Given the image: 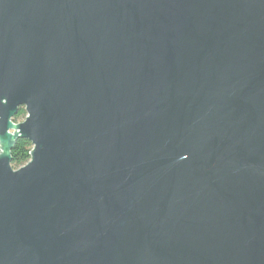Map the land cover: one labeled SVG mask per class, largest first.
Instances as JSON below:
<instances>
[{"label": "water", "instance_id": "1", "mask_svg": "<svg viewBox=\"0 0 264 264\" xmlns=\"http://www.w3.org/2000/svg\"><path fill=\"white\" fill-rule=\"evenodd\" d=\"M0 264H264V0H0Z\"/></svg>", "mask_w": 264, "mask_h": 264}, {"label": "trees", "instance_id": "2", "mask_svg": "<svg viewBox=\"0 0 264 264\" xmlns=\"http://www.w3.org/2000/svg\"><path fill=\"white\" fill-rule=\"evenodd\" d=\"M26 112L23 107H20L13 117L14 122H19L24 119ZM32 145L27 139H17L10 150L11 166L13 169H17L28 162L30 158V151Z\"/></svg>", "mask_w": 264, "mask_h": 264}]
</instances>
